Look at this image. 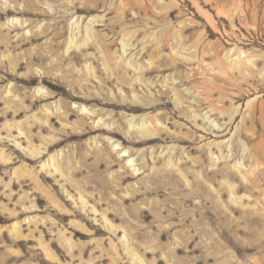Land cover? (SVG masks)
Masks as SVG:
<instances>
[{
	"label": "rangeland",
	"instance_id": "374dc122",
	"mask_svg": "<svg viewBox=\"0 0 264 264\" xmlns=\"http://www.w3.org/2000/svg\"><path fill=\"white\" fill-rule=\"evenodd\" d=\"M0 264H264V0H0Z\"/></svg>",
	"mask_w": 264,
	"mask_h": 264
}]
</instances>
